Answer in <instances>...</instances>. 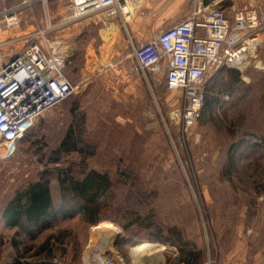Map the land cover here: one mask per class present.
Returning a JSON list of instances; mask_svg holds the SVG:
<instances>
[{
	"label": "rangeland",
	"instance_id": "1",
	"mask_svg": "<svg viewBox=\"0 0 264 264\" xmlns=\"http://www.w3.org/2000/svg\"><path fill=\"white\" fill-rule=\"evenodd\" d=\"M208 3L231 10L248 0ZM254 4L264 20V0ZM192 5L193 0L134 1L124 29L103 10L70 19L68 0H48L53 29L46 38L65 49V72L75 90L34 121L10 156L0 143V264H97L96 254L115 264H175L183 258L178 247L152 241L158 227L166 226L177 229L197 264H227L228 251L244 235L264 240V22L255 55L244 66L224 65L207 74L202 91L217 102L202 106L189 127L176 117L180 90L166 91L162 74H147V82L132 53V44L177 23ZM43 14L37 6L24 12L18 27L0 33L1 42L10 40L0 47L1 63L37 41L33 29ZM69 127L81 131L75 137L79 147H89L85 155L55 152ZM82 157L87 169L113 180V197L100 212L101 221L90 224L77 214L34 237L4 224L5 203L45 169L58 204L55 169L71 166L79 177ZM135 192L141 194L134 197ZM135 204L144 209L140 226L124 230L128 220L118 210ZM106 222L115 229L94 228ZM253 240L244 243L248 250ZM142 242L152 246L134 253Z\"/></svg>",
	"mask_w": 264,
	"mask_h": 264
},
{
	"label": "built area",
	"instance_id": "2",
	"mask_svg": "<svg viewBox=\"0 0 264 264\" xmlns=\"http://www.w3.org/2000/svg\"><path fill=\"white\" fill-rule=\"evenodd\" d=\"M134 1L142 0H68L70 19L103 10L106 16L118 18L126 29L130 13H126L124 5ZM47 2L19 0L7 6L0 0V33L18 27L24 12L37 5L44 8L45 17L33 29L37 41H28L4 63L0 57V143L4 156L15 151L18 141L40 115L75 90L65 73L68 64L65 49H58L46 38L53 29ZM254 3L255 0H248L246 6L229 10L217 3L193 0L183 19L142 44H132L137 68L147 82V74H162L166 91L180 90L176 117L183 127L191 126L198 115L207 74L224 65L242 67L255 55L264 20ZM7 42L0 41V47ZM95 258L97 264H115L100 254Z\"/></svg>",
	"mask_w": 264,
	"mask_h": 264
},
{
	"label": "trees",
	"instance_id": "3",
	"mask_svg": "<svg viewBox=\"0 0 264 264\" xmlns=\"http://www.w3.org/2000/svg\"><path fill=\"white\" fill-rule=\"evenodd\" d=\"M207 1L204 0L203 2L206 4ZM226 71L231 73L233 69L228 68ZM205 81L206 78L202 86ZM216 102L215 96L210 98L208 95H204L202 106L204 108V106L206 107ZM76 135L80 136L81 131L77 134L74 127H69L55 152H76L79 155H85L89 147L88 149L82 146L79 147ZM82 163L79 177L71 174V166L55 169L59 190L58 204L53 202L49 178L51 174L46 169L42 172L39 179L29 182L16 190L2 208L1 219L4 224L10 228H16L27 237H34L37 233L50 227L58 219L68 218L77 214L83 216L90 224H96L101 221L100 212L106 210V203L113 197L112 193L115 189L113 180L107 173L93 168L87 169L83 157ZM140 194L135 192L134 197ZM143 210L136 204L119 209L118 212L123 213L122 217L126 215L128 220L127 224L121 225L122 228L130 231L132 226H140ZM158 228L159 236L153 237L152 241H159L169 245L174 244L178 247L179 253L183 257L180 261L184 264H197L196 253L184 250L188 244L183 241L181 234L174 226H166L165 229L162 227Z\"/></svg>",
	"mask_w": 264,
	"mask_h": 264
},
{
	"label": "crops",
	"instance_id": "4",
	"mask_svg": "<svg viewBox=\"0 0 264 264\" xmlns=\"http://www.w3.org/2000/svg\"><path fill=\"white\" fill-rule=\"evenodd\" d=\"M37 6L39 7L41 5H37ZM41 9L42 11H44V8L42 6H41ZM46 11H47V8H46ZM95 17H96V14H93V19ZM61 23H64V22L61 21L60 24ZM66 76L70 80V82L74 85L70 75L66 73ZM258 238H260L258 235H250V236L244 235L243 237H240L239 239H237L234 243L235 245L233 246V249L228 251V254L226 255L227 264H246L247 259H249L248 264H264V240L258 239ZM253 239H255L256 243L251 246L250 250H248L247 249L248 246L244 245V243H247L248 240L254 241ZM184 250L193 251V249L188 248V246H186ZM177 253L178 252L176 250L175 254ZM175 264H184V263L182 261L176 260Z\"/></svg>",
	"mask_w": 264,
	"mask_h": 264
},
{
	"label": "bare ground",
	"instance_id": "5",
	"mask_svg": "<svg viewBox=\"0 0 264 264\" xmlns=\"http://www.w3.org/2000/svg\"><path fill=\"white\" fill-rule=\"evenodd\" d=\"M131 7H132V4L130 3V2H127L125 5H124V8H125V10H126V13H130L131 12ZM127 18H129V17H127ZM101 227H104V228H108V229H115V227L111 224V223H109V222H106V223H100V224H98V225H96L94 228L95 229H99V228H101ZM104 236H107V235H104ZM108 237V236H107ZM106 237V238H107ZM109 239H110V236H109ZM108 239V240H109ZM102 245V247H103V244H101ZM93 246H94V244H93ZM152 245L149 243V242H142L141 244H139L134 250H133V252L134 253H140L141 251H144V250H146V249H149L150 247H151ZM90 248H92V247H90ZM99 248V247H98ZM101 248V247H100ZM96 249H97V247H96ZM102 250V249H101ZM99 253V252H98ZM95 255V254H94ZM88 256V255H87Z\"/></svg>",
	"mask_w": 264,
	"mask_h": 264
}]
</instances>
